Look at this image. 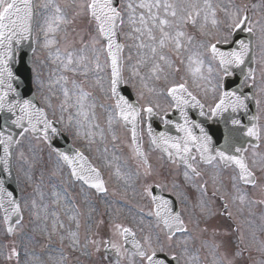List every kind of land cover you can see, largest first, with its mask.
Instances as JSON below:
<instances>
[{"label": "snow or ice", "instance_id": "snow-or-ice-1", "mask_svg": "<svg viewBox=\"0 0 264 264\" xmlns=\"http://www.w3.org/2000/svg\"><path fill=\"white\" fill-rule=\"evenodd\" d=\"M68 9L72 11L71 18ZM78 19L84 22V27L79 31L73 29L74 38L69 40L72 34L67 26ZM189 29H195L203 39L197 40ZM61 32L64 36L60 39L65 40L63 49L57 39ZM241 33H247L250 38H239ZM24 41L40 43L43 49L55 47L48 55L52 63L58 64L59 74H50L45 82L41 73L33 69L38 88H47L40 104L35 96L26 97L25 82L14 68L24 62L21 47ZM249 61L260 65L259 83L257 70L249 66ZM237 73L243 76L239 84L232 79ZM189 79L194 89L190 88ZM161 81L167 85L166 89L157 87ZM233 84H236L234 89ZM129 86L136 94L135 99L127 92ZM245 87L256 89L252 99L259 108L264 101V0L253 4L237 0L227 3L222 0H71L65 4L41 0L39 5L34 0H0V114L3 116L0 227L3 233L13 237L22 231L25 212L37 222V228L43 221L42 231L47 230L51 218L49 238L59 235L61 244L67 240L70 252L79 253L77 264L81 256L92 264H239L245 252L252 251L264 257V239L257 238L256 230L250 238L246 237L237 223L235 241L216 239L220 232L212 223L215 218L236 219L230 204L238 203L237 213L241 215L247 208L249 216L255 215L254 206H264V152L258 151L259 142L264 141V125L253 116L251 126L244 129L240 127L241 120L231 115L247 110L249 96ZM194 92L205 95L211 92L216 100L214 106L209 105L205 111V104ZM160 97L170 99L179 111L182 123L174 125L179 135L153 129L151 121L161 112L165 127L173 125L159 102ZM189 108L199 109V116L208 119L230 113L224 117L223 144L202 123L189 117ZM145 124L152 149L166 155L170 165H182L185 182L200 193L196 204L198 216L186 217V209L177 211L171 200L152 195L148 178L153 173L143 150ZM118 128L130 133L126 147L131 158L139 161L134 170H125L115 163L120 160L117 150L124 143L117 135ZM65 133L82 140L89 150L95 145L100 165L94 164L79 148L61 151L56 147L57 138ZM245 137L257 141L252 145L251 157L245 155L249 152L244 147ZM45 148L49 161L55 157L51 176L67 169L68 180L80 185L85 200L88 192L108 194L102 168L114 167L110 175L128 186L143 179L153 210L141 215L133 226L119 222L118 213L109 214L108 219L102 214L95 222V230L90 225L82 241L79 229L83 214L68 188L61 185L57 190L52 186L50 195L53 205L62 201L69 205L68 220L74 223V229H66L59 213L50 212L49 205L44 203V173L41 171L39 178L35 177L34 161L44 162L37 152L42 153ZM28 153H32L31 159ZM17 164L27 165L26 169H19L25 178L19 198L16 189L10 190L8 186L9 180H18L14 172ZM201 165L213 170L211 197L220 201L218 207L206 199L208 180L195 182L205 175ZM228 169L231 173L225 181L222 173ZM28 187L32 191L24 195ZM173 188H177L175 182ZM257 191L261 198L254 199ZM177 199L185 203L189 198L178 192ZM94 211L90 208L89 219ZM259 219L258 231L264 234V213ZM246 223L251 226L253 221ZM226 229L223 235L228 237L232 225H226ZM210 230L212 240L205 238ZM6 247L4 259L21 264V252L15 243ZM24 254L28 257L25 264H46L27 249ZM94 257L100 260L94 261ZM68 259L62 249L58 258L48 257L51 264H67ZM258 264H264V259Z\"/></svg>", "mask_w": 264, "mask_h": 264}, {"label": "rangeland", "instance_id": "rangeland-1", "mask_svg": "<svg viewBox=\"0 0 264 264\" xmlns=\"http://www.w3.org/2000/svg\"><path fill=\"white\" fill-rule=\"evenodd\" d=\"M58 3L65 4V3H71V0H57ZM213 2H221V0H213ZM223 3H227L228 0H222ZM237 2L242 3H260V0H237ZM35 3L39 5L41 3V0H35ZM38 11H41L38 9ZM68 15L69 18H71L72 11L71 9H68ZM39 19V17H38ZM82 27H84V22L80 19H78L74 24L67 26V31L72 34L68 37L69 40H72L74 38V33H72L73 29H76L79 31ZM190 32H192L194 35H196V39L200 40L203 39L200 37L195 29H189ZM36 35H40L39 27L36 28ZM64 36V32H61L57 35V39H60V37ZM34 49L33 52V86L35 88L36 96L41 103V95L43 93L47 92V88L40 90L38 88V83L35 79L36 73L33 71L35 68L37 71H39L42 75V78L47 82L49 75L52 73L59 74L58 70V64H54L51 62V59L48 55L49 51L54 52L55 47L52 49H43L40 46V43H34ZM61 49L65 46V40L60 39V43L58 45ZM76 47H79V44L75 45ZM257 59H259V49H257L256 52ZM254 68L257 70V82L259 83L260 80V65L258 63H254ZM70 75V74H69ZM179 75H183V73H180ZM179 75L177 76V79H179ZM251 84V81H249ZM189 86L190 88L194 89V85H192L191 79H189ZM159 88H165L167 85L164 83V81L159 82L157 85ZM255 93H256V89ZM201 99H208L213 100V94L211 92L205 93L199 92L196 93ZM257 98H261L259 95H257ZM143 103V101H141ZM159 102L164 109L169 108V103L167 102L165 97H160ZM260 119L259 124L264 125V101H262L260 106ZM101 122H103V116L101 115ZM117 133H119V136L121 137V140L124 141L123 144H121L120 148L117 150V155L120 156V160L116 161L115 163H118L121 165V167H127L128 169H135L136 166L131 161V153L130 150L126 147L128 139V134L123 131L122 128L117 129ZM127 134V135H126ZM75 142V144L80 149L87 152V154L90 156V158L93 159L94 162H96L98 165H100V161L96 158L98 156V153L95 151V145L92 146V149L89 150L87 145L82 140H76L72 135L68 134ZM25 148L27 150V142H25ZM144 149L146 151H150L151 147L149 144L144 146ZM111 150V146H110ZM260 152H264V141H261L260 149L258 150ZM42 155L44 157V162L41 163L39 159L34 161L35 168H34V175L38 179L40 176L41 171L44 173V184H45V192H46V199L44 203H47L49 205V211H57L59 213L60 219L64 222L65 228H75L74 223L68 220V209L69 205H67L64 201L61 202L60 205H53L52 204V197L50 195L52 191V186H56L57 190H59L60 186L67 187L70 194L74 197V203H76L79 206L80 212L83 214L80 217V224L81 227L79 229L81 240L83 241V237L85 233L87 232L90 221L95 220L97 211L100 213L104 219L109 218V214H117L118 213V221L124 223L128 226H133L134 222L140 218L141 215H144V213L139 212L137 209L143 210L144 212L150 211V205L146 200V194H144V181L141 179L140 181L133 183L131 186L126 185L123 181H119L115 178L114 175H110L114 172L113 168H102V171L105 175V180L107 181L109 192L107 195H102L100 198H98L97 203V210L95 204H92L89 202V197L87 200L84 198V194L80 191L79 184L73 185L67 178V170L64 169L63 173L57 174L56 176H51V171L55 168V157H52V160L49 161L48 157V150L47 148L44 149V151L37 152V156ZM29 159L32 157V153H28ZM251 157V156H250ZM130 161V162H129ZM154 161H157V159L154 157ZM20 168H27V165L17 164L15 166V170L17 173L18 181H19V187H20V196H21V187H23V181H24V175L23 171H20ZM142 170V169H141ZM157 173V172H156ZM258 175L260 173L258 172ZM164 177L162 174L158 173L153 174L152 177L148 178V186L154 183H160ZM164 181H166L168 184H166ZM160 184H164L165 186L169 185V181L163 180ZM32 189L31 187H28L24 195H27L31 193ZM253 198H261L260 193L257 191L253 194ZM139 207H137V206ZM231 211H233L234 216L240 217L239 224L246 225V221L251 220L255 224L258 222V225L260 222L256 221L258 208L260 209L261 214L264 213V206L256 205L253 207L252 211L255 213L254 216H249L247 208H245L243 214L237 213V208L239 207V204L231 205ZM90 208H94L95 211L91 213V219H89V210ZM40 227L37 228V222H34L29 214L25 212L24 216V226L23 230L19 231L15 236L8 237L5 236L3 233L2 227H0V264H15V261L8 262L4 259V256L7 254L8 248L6 246L11 245L13 242L15 243V246L18 248V250L21 252V264H25V261L28 259L27 256H25V249L28 250L30 254H34L35 256L39 257L41 260L45 261L46 264H51V262L48 261V257L51 255L52 257L58 258L61 254V249L63 250V253L65 255H68L69 259L67 264H77L76 257L79 255V253H71L70 250L67 248L68 241L65 240L63 244H61V241L59 239V235L52 236L49 238L48 232L51 231V218H49L47 222V230L42 231L41 229H44L45 225L43 221L39 222ZM66 234V233H63ZM32 237L30 240L29 238ZM256 251H252L250 254V257H255ZM94 261H99L100 257H94ZM80 264H92L91 261H89L87 258L81 256L80 257Z\"/></svg>", "mask_w": 264, "mask_h": 264}, {"label": "flooded vegetation", "instance_id": "flooded-vegetation-1", "mask_svg": "<svg viewBox=\"0 0 264 264\" xmlns=\"http://www.w3.org/2000/svg\"><path fill=\"white\" fill-rule=\"evenodd\" d=\"M214 224L218 225V224H221V221L217 220L214 222ZM212 234V232H210ZM219 239H222L221 237H219Z\"/></svg>", "mask_w": 264, "mask_h": 264}, {"label": "water", "instance_id": "water-1", "mask_svg": "<svg viewBox=\"0 0 264 264\" xmlns=\"http://www.w3.org/2000/svg\"><path fill=\"white\" fill-rule=\"evenodd\" d=\"M8 183H9V181H8Z\"/></svg>", "mask_w": 264, "mask_h": 264}]
</instances>
